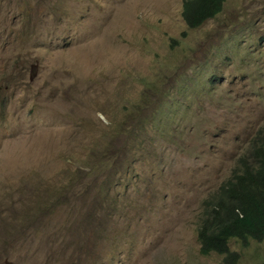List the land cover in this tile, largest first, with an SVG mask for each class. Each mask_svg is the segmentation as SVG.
<instances>
[{
	"label": "rangeland",
	"instance_id": "rangeland-1",
	"mask_svg": "<svg viewBox=\"0 0 264 264\" xmlns=\"http://www.w3.org/2000/svg\"><path fill=\"white\" fill-rule=\"evenodd\" d=\"M184 6L0 0V264H225L202 232L264 141V0Z\"/></svg>",
	"mask_w": 264,
	"mask_h": 264
},
{
	"label": "trees",
	"instance_id": "trees-1",
	"mask_svg": "<svg viewBox=\"0 0 264 264\" xmlns=\"http://www.w3.org/2000/svg\"><path fill=\"white\" fill-rule=\"evenodd\" d=\"M224 0H189L186 3V17L189 24L196 25L206 17L214 16L222 8ZM257 165L245 164L243 174L236 181L229 183L220 194L222 201L218 203L226 211L216 217L214 227L206 228L213 233L202 232V238L209 249L216 248L225 254V264H235L237 253L227 246L232 235L242 238L254 236L261 239L264 235V141L256 148ZM217 209L214 213L218 212ZM209 225V226H211ZM208 234V235H205Z\"/></svg>",
	"mask_w": 264,
	"mask_h": 264
},
{
	"label": "clouds",
	"instance_id": "clouds-1",
	"mask_svg": "<svg viewBox=\"0 0 264 264\" xmlns=\"http://www.w3.org/2000/svg\"><path fill=\"white\" fill-rule=\"evenodd\" d=\"M187 1H189V0H185V6H184V12H183L184 20H186V19H185V17H186L185 9H186V3H187ZM225 1H226V0H224V2H223V4H222V7H223ZM221 12H222V8H221V10H220L219 12H217L214 16H208V17H206V19H205L203 22H205L206 20H208V19H210V18H215V17H217L219 14H221ZM186 21H187V20H186ZM203 22H201V23H199V24H196V25H193V26H192L191 24H189L188 22H186V24H188L190 27H193V28H194V27H197V26L201 25ZM166 125H167L166 123H163L162 127H165ZM137 142H138V139H137ZM261 142H262V141L258 142V143H257V146H258ZM257 146H256V147H257ZM136 147L138 148V152H140V155H142V153L144 152L143 149H141V148L138 146V144H137ZM142 151H143V152H142ZM255 151H256V150H255ZM253 156L255 157V153L253 154ZM256 160H257V163H258V159H257V158H256ZM247 164H249V163H247ZM256 165H257V164H256ZM244 169H245V165H244L243 167H241L239 171H238V169H237L236 172L234 173V177H233L231 180H228V181L226 182V186H227L229 183L235 182V181H236V177H237L239 174H243ZM220 194H221V193H220ZM220 194L217 195L216 197L219 198ZM220 201H222V198H220V200L216 202V205H217V211H218V210L226 211V210H224L222 207H220V206L218 205V203H219ZM214 210H216V209H214ZM214 214H215V213H214ZM215 220H216V217L214 218V220H212L211 224H213V223L215 222ZM211 224H208V226L211 225ZM213 227H214V226H213ZM206 230H207V229H206ZM208 231L212 234V231H210V230H208ZM232 239L238 241V242H239L240 244H242L243 246H247V245H248L250 242H252V241H255V242H261V241H263V240H264V235L262 236L261 239H257V238L254 237V236H247L246 238H242V237H239V236H236V235H232V236L229 237V239L227 240V246H228L229 248H230V240H232ZM214 250H215V252H217V251H216V248H214ZM230 250H231L232 252H235V251L232 250L231 248H230ZM25 253H27V252H25ZM219 254H220V253H219ZM222 255H224V258H225V254H222Z\"/></svg>",
	"mask_w": 264,
	"mask_h": 264
}]
</instances>
